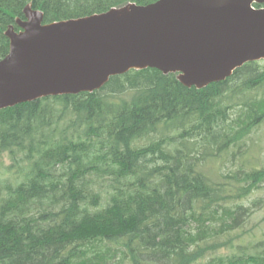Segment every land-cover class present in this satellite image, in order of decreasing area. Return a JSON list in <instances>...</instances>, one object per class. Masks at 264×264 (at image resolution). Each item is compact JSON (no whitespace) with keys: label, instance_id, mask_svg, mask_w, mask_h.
<instances>
[{"label":"trees","instance_id":"trees-1","mask_svg":"<svg viewBox=\"0 0 264 264\" xmlns=\"http://www.w3.org/2000/svg\"><path fill=\"white\" fill-rule=\"evenodd\" d=\"M155 1L0 0V60L29 3L50 23ZM263 85V60L202 89L149 67L1 109L0 264H264L235 243L264 167L215 166L264 122Z\"/></svg>","mask_w":264,"mask_h":264},{"label":"water","instance_id":"water-1","mask_svg":"<svg viewBox=\"0 0 264 264\" xmlns=\"http://www.w3.org/2000/svg\"><path fill=\"white\" fill-rule=\"evenodd\" d=\"M16 23L19 29L6 30L10 51L0 60V110L94 92L113 76L149 67L202 89L264 60V0L128 3L50 23L29 3Z\"/></svg>","mask_w":264,"mask_h":264},{"label":"rangeland","instance_id":"rangeland-1","mask_svg":"<svg viewBox=\"0 0 264 264\" xmlns=\"http://www.w3.org/2000/svg\"><path fill=\"white\" fill-rule=\"evenodd\" d=\"M254 94L259 97L264 96V85L259 87ZM243 149L245 153L239 154L238 146H234L215 166L226 175L237 171L241 166L246 167L247 170L264 167V122L246 138ZM6 161L9 162V159L6 158ZM242 202L250 207L251 216L245 225L235 232V243L243 245L245 250L250 253L260 252L264 246L261 242L264 239V182L260 189L255 190ZM234 249L224 247L215 254L226 255L238 251V249Z\"/></svg>","mask_w":264,"mask_h":264}]
</instances>
